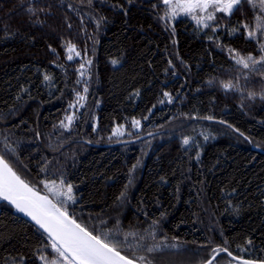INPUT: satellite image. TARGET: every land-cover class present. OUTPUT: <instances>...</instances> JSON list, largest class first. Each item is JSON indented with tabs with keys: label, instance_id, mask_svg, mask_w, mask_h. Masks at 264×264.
<instances>
[{
	"label": "trees",
	"instance_id": "trees-1",
	"mask_svg": "<svg viewBox=\"0 0 264 264\" xmlns=\"http://www.w3.org/2000/svg\"><path fill=\"white\" fill-rule=\"evenodd\" d=\"M257 15L242 0L202 28L158 0H0V155L41 193L71 184L68 214L101 237L138 233L151 264H203L214 246L264 260V153L251 147L264 149V63L233 58L264 55V35L248 37ZM134 120L125 138L144 139L89 144ZM51 244L0 204V264H41Z\"/></svg>",
	"mask_w": 264,
	"mask_h": 264
},
{
	"label": "snow or ice",
	"instance_id": "snow-or-ice-1",
	"mask_svg": "<svg viewBox=\"0 0 264 264\" xmlns=\"http://www.w3.org/2000/svg\"><path fill=\"white\" fill-rule=\"evenodd\" d=\"M241 2L242 0H163L164 5L167 6L165 16L169 19H175L181 14L190 15L198 24H204L206 20H214L216 18L214 12L231 14ZM247 3L254 10H259V15L254 18L255 27L248 31V37L255 38L257 32L264 35V0H259V3H256V0H247ZM209 9L213 11H209ZM197 12L206 13V15H197ZM205 26L207 25L205 24ZM243 27L248 29L249 25L244 24ZM68 50L69 52L75 51V46L70 45ZM259 50L264 53V44L259 45ZM79 54V52L76 53V55ZM68 58L72 59V56L70 55ZM233 58L236 59L237 64H242L245 69L250 67L249 62L252 66L264 63V55H261L259 60L251 55L247 57L240 56L239 58L234 56ZM113 63H116V61H113ZM83 67L82 64L81 68ZM45 79L48 78L45 77ZM224 87L228 88L230 85L225 84ZM165 95L168 94L165 93ZM79 99L82 100L84 97L80 96ZM69 107H72V105ZM65 119L69 123H61L63 127L67 128L74 117L67 116ZM139 123V121H133V125L136 127L139 126ZM114 131H119V129ZM188 142L186 138L184 144ZM61 187H63V181L60 185H56L54 181L45 183L48 192L57 197H64V200L60 203L53 202L48 195H41L39 191L30 187L0 157V198L8 200L18 211L30 216L48 234L49 239L52 241V249L59 254L64 264H151V261H146V257L135 256L136 248L141 247V245L132 243L129 237L135 240L138 233L134 231L126 232L124 233V240L120 241L114 233H104L101 237V235L93 234L92 231L78 223L63 207L68 201L74 199L72 195L73 186L71 184L67 185L64 191L59 190ZM123 195L121 193V196ZM148 235L154 238L155 233H148ZM139 239L143 241L144 236H140ZM114 240L117 242L114 243ZM170 247L176 248V245L173 244ZM160 249L161 244H153L148 246L146 251L152 253ZM125 251H131L133 253L132 257L122 254ZM221 251H227V249H213L214 253ZM228 255L231 256V252H228ZM234 259H239L240 264H257L256 261L252 260ZM208 264H211V261H208ZM259 264H264V260L259 261Z\"/></svg>",
	"mask_w": 264,
	"mask_h": 264
},
{
	"label": "rangeland",
	"instance_id": "rangeland-1",
	"mask_svg": "<svg viewBox=\"0 0 264 264\" xmlns=\"http://www.w3.org/2000/svg\"><path fill=\"white\" fill-rule=\"evenodd\" d=\"M158 3L161 4L164 7V14H165V12L167 11V6L164 5L163 0H158ZM209 11H213V10L212 9H209ZM217 14H220V15L222 14L223 16L225 15V17H228L230 15V14H226V13H223V12H214L215 17L217 16ZM197 15H206V13L197 12ZM180 16L188 17L189 19H191V21L194 24H196V25H198L199 27H202V28L206 27L205 24L208 26L212 22H214L215 20H217V18H215L212 21H207L206 20L204 24H198L194 19H192V17L190 15H183V14H181V15H179V17ZM72 53L73 54H76L75 51H73ZM75 57H76V55H75ZM83 68H86V69L84 70V73H82V74H84L85 76H89L91 74L89 72V69L85 65H84ZM79 106H80V108H79V110H80L81 107H83L82 100L81 99H80V105ZM73 115H75V111H73L72 107H70L69 108V115L68 116H73ZM68 123L69 122L67 121V124ZM130 126L127 128V131H125V132H123V129H119L120 131H118V132H114L113 131L112 135L109 138L110 143L111 142L112 143L119 142V141H123V140H132V139L140 138L141 136H144L145 135V134H138V135L133 136V137L125 138V137H128L130 135H133L132 132L138 133L140 131V123H139V126L138 127L134 126L133 123L130 124ZM121 138H124V139H121ZM144 138L145 137H143L141 139H138V140H135V141L130 142V143H126V144L135 143V142H137L139 140H142ZM110 143H108V144H110ZM61 181L62 180H60V181H54V182H55L56 185H60L61 184ZM51 182H53V181H47V182H44L43 183L44 189L47 192L46 195H48L54 202L60 203V202H62L64 200V197H62V196H60V197L54 196L52 193L48 192L47 188H45V183H51ZM67 185H69V184H66L65 182H63V187H61L59 190L60 191H64L66 189ZM72 195H73L74 199L72 201H68L66 204L63 205V207H65L66 210L69 207L68 205H70L71 203H73L76 200V195H75L74 190L72 191ZM215 248H220V247L219 246H214L213 249H215ZM222 254L223 253H220V252H218V253H214L213 252L211 254V256L209 257V259L206 262H204L203 264H208V261H211V264H216L215 262L218 261V259H216V258L219 255H222ZM42 257H43V259H41ZM38 258H39L41 264H53V262H55V264H64L63 259L59 256L58 253H56L52 249L51 245H49L48 247H46V251H40V253L38 254ZM223 264H234V263L231 260H229V258H228V262H225Z\"/></svg>",
	"mask_w": 264,
	"mask_h": 264
},
{
	"label": "water",
	"instance_id": "water-1",
	"mask_svg": "<svg viewBox=\"0 0 264 264\" xmlns=\"http://www.w3.org/2000/svg\"><path fill=\"white\" fill-rule=\"evenodd\" d=\"M207 121H211V122H217V123H221V124H224V125H227V126H229L227 123H224V122H222L221 120H218V119H207ZM232 128V127H231ZM237 134H239V135H241V136H244L242 133H240L238 130H236V129H234V128H232ZM147 135H149V134H147ZM147 135H144V136H141L140 138H136V139H132V140H123V141H119V142H114V143H110V144H103V145H101V144H94V143H89L91 146H97V147H99V146H103V147H107V146H115V145H121V144H126V143H130V142H133V141H135V140H138V139H141V138H143V137H146ZM245 139L246 140H248V138H246L245 137ZM251 147L254 149V150H256V151H258V152H260V153H264V149H262V148H260V147H258V146H254V145H251ZM0 157H2L1 155H0ZM3 158V157H2ZM4 159V158H3ZM10 166V165H9ZM11 167V166H10ZM14 171V170H13ZM17 174V173H16ZM18 175V174H17ZM19 176V175H18ZM20 177V176H19ZM21 178V177H20ZM22 179V178H21ZM23 180V179H22ZM30 186V185H29ZM31 187V186H30ZM40 194L41 195H46V194H44V193H41L40 192ZM50 198V197H49ZM51 199V198H50ZM54 202V201H53ZM1 203H6L12 210H13V212L14 213H16V214H18V215H20L22 218H24V219H26V220H28L29 222H31L40 232H42L44 235H46L47 236V238L49 239V237H48V234L42 229V228H40V226L39 225H37L36 223H35V221L34 220H32V218L30 217V216H28V215H26L25 213H23V212H20V211H18L17 209H16V207L14 206V205H12L8 200H4L3 198H0V204ZM228 250L227 251H221L220 253H223V254H225V255H227L228 256V258H229V260H231L234 264H240V260L239 259H234V258H241V259H244V260H252V261H256L257 262V264H259V261L260 260H254V259H248V258H244V257H240V256H237V255H234V254H232L231 256H229L228 255Z\"/></svg>",
	"mask_w": 264,
	"mask_h": 264
}]
</instances>
